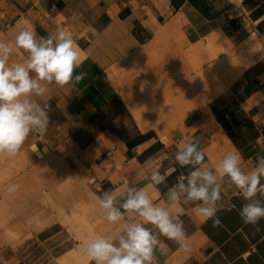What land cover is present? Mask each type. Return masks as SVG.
Segmentation results:
<instances>
[{"label":"crops","instance_id":"obj_1","mask_svg":"<svg viewBox=\"0 0 264 264\" xmlns=\"http://www.w3.org/2000/svg\"><path fill=\"white\" fill-rule=\"evenodd\" d=\"M24 29L38 37L70 33L82 61L76 72L87 77L47 85L46 133L30 134L13 157L0 155V264H45L44 253L55 264H94L83 245L90 229L103 233L85 217L71 220L79 250L61 225L35 230L25 222L51 220L39 212L51 192L36 187L54 172L53 159L122 201L126 185L147 186L150 159L167 153L163 172L185 142L199 143L210 169L227 152L241 154L246 172L264 155V0H0V41L12 46ZM26 55L13 47L9 63ZM176 169L167 186L188 171ZM14 184L19 189L9 194ZM149 192L179 216L187 236V250L159 236L166 248L156 250L154 264H264V219L242 221L246 201L227 178L218 226L195 204L169 205L165 185Z\"/></svg>","mask_w":264,"mask_h":264},{"label":"clouds","instance_id":"obj_2","mask_svg":"<svg viewBox=\"0 0 264 264\" xmlns=\"http://www.w3.org/2000/svg\"><path fill=\"white\" fill-rule=\"evenodd\" d=\"M13 47L27 54L22 62L9 63ZM81 65L76 41L64 30L38 37L34 30L24 29L16 34L12 46L0 41V155L13 157L30 134L46 133L49 126L47 85L79 84L87 77L85 71L76 72ZM166 160H169L167 153H161L158 161L150 159L148 171L142 174L147 186L126 185L122 201L112 190L92 194L104 218L111 224L123 222V229L118 237L97 235L87 240L82 250L90 262L154 264L156 250L166 248L159 236L187 250L183 221L154 203L149 192L160 185L167 187L165 195L169 205L195 204L194 211L199 217L205 221L213 219L214 226H218L220 221L215 217L222 207V184L227 178L246 201L239 213L242 221L257 226L264 219V155L258 153L254 167L247 172L241 167L242 156L238 151L225 153L218 165L210 169L204 149L198 142L190 141L177 148L168 167L161 172ZM176 165L187 168V174L167 186L166 181L177 170ZM18 189L19 185L14 184L7 191L11 194Z\"/></svg>","mask_w":264,"mask_h":264},{"label":"rangeland","instance_id":"obj_3","mask_svg":"<svg viewBox=\"0 0 264 264\" xmlns=\"http://www.w3.org/2000/svg\"><path fill=\"white\" fill-rule=\"evenodd\" d=\"M49 163L55 168L54 172L52 171L48 174L44 172L40 176L36 188L38 191L43 192L42 188L45 187L51 192L41 200L39 209L40 213H44L51 220L48 222L44 220H26L25 222H32V228L35 230L50 222L61 225L75 242V250H79L81 246L79 239L80 229L77 225L72 226L71 220H75L80 216L85 217V220L87 219L90 225L100 230L103 235L118 237L122 229L121 224H111L104 218L102 210L92 197L93 193L99 194V192L91 183L90 176L68 170L63 161L59 159H53ZM46 164H48L47 161ZM64 220H68V223H65ZM43 256L45 264H55V260H52L51 257L48 258L47 253H44ZM67 256L59 260L60 263H63Z\"/></svg>","mask_w":264,"mask_h":264},{"label":"bare ground","instance_id":"obj_4","mask_svg":"<svg viewBox=\"0 0 264 264\" xmlns=\"http://www.w3.org/2000/svg\"><path fill=\"white\" fill-rule=\"evenodd\" d=\"M65 222L68 223V220L67 221L65 220ZM70 224H71V222H70ZM72 226H73V224H72ZM97 235H99V234L95 233V231L93 229H90L89 235L86 237V239L89 240L90 238L97 236ZM82 238H84V237H82Z\"/></svg>","mask_w":264,"mask_h":264}]
</instances>
